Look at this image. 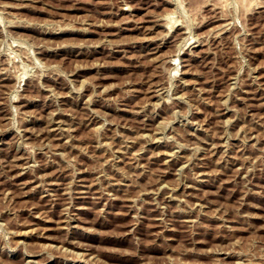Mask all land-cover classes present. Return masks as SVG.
Segmentation results:
<instances>
[{
	"label": "rangeland",
	"instance_id": "1",
	"mask_svg": "<svg viewBox=\"0 0 264 264\" xmlns=\"http://www.w3.org/2000/svg\"><path fill=\"white\" fill-rule=\"evenodd\" d=\"M242 1L0 0V264H264Z\"/></svg>",
	"mask_w": 264,
	"mask_h": 264
},
{
	"label": "bare ground",
	"instance_id": "2",
	"mask_svg": "<svg viewBox=\"0 0 264 264\" xmlns=\"http://www.w3.org/2000/svg\"><path fill=\"white\" fill-rule=\"evenodd\" d=\"M243 1H244V0H243ZM243 1H242V2H243ZM244 2H245V1H244ZM245 3H246V2H245ZM50 121H51V120H50ZM60 126H61V125H60ZM56 127H57V126H56ZM50 129H51V128H50ZM53 135H54V134H53ZM60 138H61V137H60ZM168 154H169V153H168ZM171 154H172V153H171ZM15 158H16V157H15ZM12 160H13V159H12ZM237 160H238V159H237ZM9 161H10V160H9ZM13 161H14V160H13ZM4 163H5V162H4ZM8 164H9V163H8ZM12 164H14V165L12 166L13 168H14V167H17V166L15 165V162H14V163L12 162ZM12 164H10V165H12ZM12 167H11V168H12ZM237 173H238V172H237ZM44 175H45V174H44ZM236 178H237V176H236Z\"/></svg>",
	"mask_w": 264,
	"mask_h": 264
}]
</instances>
